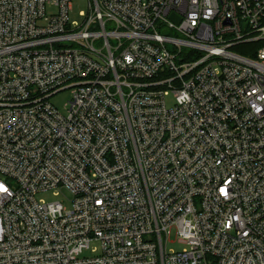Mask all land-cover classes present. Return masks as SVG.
I'll return each instance as SVG.
<instances>
[{"label":"built area","instance_id":"1","mask_svg":"<svg viewBox=\"0 0 264 264\" xmlns=\"http://www.w3.org/2000/svg\"><path fill=\"white\" fill-rule=\"evenodd\" d=\"M73 1L0 0V264H264V0Z\"/></svg>","mask_w":264,"mask_h":264},{"label":"rangeland","instance_id":"2","mask_svg":"<svg viewBox=\"0 0 264 264\" xmlns=\"http://www.w3.org/2000/svg\"><path fill=\"white\" fill-rule=\"evenodd\" d=\"M89 11H90L89 0H74L73 1L72 10L70 11V14H69L70 23L73 25V28H77L80 25L84 24L89 14ZM47 13L49 16L52 14H55L57 13V8L53 5H49L47 7ZM161 33L165 36H176L177 35L174 31L169 30V29L163 30L161 31ZM64 46L74 47V45L71 43H65ZM251 49H252V46L243 45V46L235 48L233 52L242 54V55H247ZM73 93H74L73 90H65L63 92H60L59 94H57L51 99L52 104L63 115L68 114V103L73 99ZM172 104H173V99L171 97L168 99V105H172ZM37 198L38 200H43L47 203L60 201L64 204L66 211H70L72 209V197L66 192H64L60 197H56L53 195L51 191H49L46 193L39 194ZM170 240L172 243H170L169 249H174L175 251H182L185 248V245L177 242L175 236H173ZM85 255H90V253H87Z\"/></svg>","mask_w":264,"mask_h":264},{"label":"trees","instance_id":"3","mask_svg":"<svg viewBox=\"0 0 264 264\" xmlns=\"http://www.w3.org/2000/svg\"><path fill=\"white\" fill-rule=\"evenodd\" d=\"M264 45V43H259L257 46L258 47H261V46H263Z\"/></svg>","mask_w":264,"mask_h":264},{"label":"snow or ice","instance_id":"4","mask_svg":"<svg viewBox=\"0 0 264 264\" xmlns=\"http://www.w3.org/2000/svg\"><path fill=\"white\" fill-rule=\"evenodd\" d=\"M0 190H2V189H0Z\"/></svg>","mask_w":264,"mask_h":264}]
</instances>
